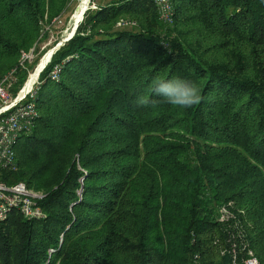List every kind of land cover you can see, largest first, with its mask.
<instances>
[{
  "label": "trees",
  "instance_id": "16d2710c",
  "mask_svg": "<svg viewBox=\"0 0 264 264\" xmlns=\"http://www.w3.org/2000/svg\"><path fill=\"white\" fill-rule=\"evenodd\" d=\"M172 3L170 26L148 0L87 9L39 73V116L0 182L40 192L44 216L0 221V264H224L219 245L238 233L264 264V0ZM70 5L0 0V80L17 67L14 94L21 53ZM157 76L196 83L200 103L138 106ZM229 202L234 218L218 222Z\"/></svg>",
  "mask_w": 264,
  "mask_h": 264
},
{
  "label": "built area",
  "instance_id": "2783aa9c",
  "mask_svg": "<svg viewBox=\"0 0 264 264\" xmlns=\"http://www.w3.org/2000/svg\"><path fill=\"white\" fill-rule=\"evenodd\" d=\"M157 13L158 20L164 25L170 26L173 23L174 7L172 0H148ZM95 8L94 5L91 9ZM135 23L128 19H120L116 27H126ZM49 56V60H50ZM33 58V49L21 53L19 67L27 70L28 79L30 72L26 68L28 62ZM17 67L10 70L0 80V166L10 170L16 169L14 145L23 133H29L31 127L39 116L35 107V97L38 85V78L31 88L23 91L24 84L14 94L13 86L17 82ZM60 67L54 66L50 73L52 80L58 81ZM41 197L40 192L29 189L25 183L17 182L6 185L0 182V221L10 216L12 211H17L22 217L28 219H39L44 216L41 207L37 204V199ZM230 202L218 208L217 221L227 223L233 219L230 210ZM226 239L225 244H220L216 239L214 244L219 245V256L225 257L224 264H260L253 250L249 247L244 235L238 233ZM190 264H204L199 254H194Z\"/></svg>",
  "mask_w": 264,
  "mask_h": 264
},
{
  "label": "clouds",
  "instance_id": "9594fccd",
  "mask_svg": "<svg viewBox=\"0 0 264 264\" xmlns=\"http://www.w3.org/2000/svg\"><path fill=\"white\" fill-rule=\"evenodd\" d=\"M151 96L162 99L157 101L151 99ZM201 99L200 89L196 83L180 77L163 79L157 76L148 85L146 93L137 98L136 104L155 107L158 103H167L174 107L190 108L200 103Z\"/></svg>",
  "mask_w": 264,
  "mask_h": 264
},
{
  "label": "rangeland",
  "instance_id": "374dc122",
  "mask_svg": "<svg viewBox=\"0 0 264 264\" xmlns=\"http://www.w3.org/2000/svg\"><path fill=\"white\" fill-rule=\"evenodd\" d=\"M93 1H94V3L92 2L90 4L94 5L96 8L97 4L98 5H104V4L111 2L112 0H93ZM80 2H81V0H71V5H70L69 10L63 16L59 17V19L57 21H54V25L47 26V29H46L47 30L46 31L47 37H46V39H44L42 41V43L39 44L38 51L36 53H34V51H33V58L31 60V62H28V64H32L34 62V59L36 56L37 57L39 56L40 58H39L38 62L32 67V69H29V72H31L35 69V67L39 64L40 59L43 56H45V54H47V52L50 49L54 48L59 41H61L62 39H64L65 37L68 36V34H66V32L69 33L68 29H69L71 18L73 16V14L75 13L76 9L79 7ZM89 2H90V0H89ZM95 8H92V9H95ZM75 24H76V22L74 23V25ZM74 25H73V27H74ZM131 26H133V25H129L126 27H131ZM55 41H57V42H55Z\"/></svg>",
  "mask_w": 264,
  "mask_h": 264
},
{
  "label": "bare ground",
  "instance_id": "6f19581e",
  "mask_svg": "<svg viewBox=\"0 0 264 264\" xmlns=\"http://www.w3.org/2000/svg\"><path fill=\"white\" fill-rule=\"evenodd\" d=\"M90 5L89 0H81L79 7L76 9L75 13L73 14L71 21H70V25H69V33H71L72 29H73V25L75 22H78L82 12L84 9L87 8V6ZM68 32H66V34H69ZM65 36V35H64ZM50 55V50L47 52V54H45V56H43L40 59L39 64L35 67V69L33 71L30 72V75L28 77V79L26 80L25 84H24V88L23 91H26L28 89L31 88L32 84L35 82L36 78H38V72L39 70L43 67V65L46 63V61L48 60V57Z\"/></svg>",
  "mask_w": 264,
  "mask_h": 264
},
{
  "label": "water",
  "instance_id": "95a60500",
  "mask_svg": "<svg viewBox=\"0 0 264 264\" xmlns=\"http://www.w3.org/2000/svg\"><path fill=\"white\" fill-rule=\"evenodd\" d=\"M91 6H92V5L90 4V5L87 6L86 9L83 10V12H82V14H81V18L79 19L78 22H76V24L74 25V27H73L71 33H69L67 37H65L64 39H62L61 41H59V42L57 43V45H56L54 48L50 49V55H49V56H52V54L55 52L56 49H58L61 45H63L68 39H70V38L73 36V34H74L75 30H76V27H77L78 23H79V22L82 20V18H83V15H84L85 11H86L87 9H90ZM50 58H51V57H50ZM47 62H49V57H48V60L46 61V63L43 65V67L39 70V72H38V76H39V73L43 70V68H44L45 65L47 64Z\"/></svg>",
  "mask_w": 264,
  "mask_h": 264
}]
</instances>
